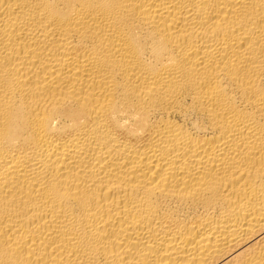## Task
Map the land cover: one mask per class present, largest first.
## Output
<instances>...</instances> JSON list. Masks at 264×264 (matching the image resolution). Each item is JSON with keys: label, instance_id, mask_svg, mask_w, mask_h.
<instances>
[{"label": "bare ground", "instance_id": "bare-ground-1", "mask_svg": "<svg viewBox=\"0 0 264 264\" xmlns=\"http://www.w3.org/2000/svg\"><path fill=\"white\" fill-rule=\"evenodd\" d=\"M0 264H264V0H0Z\"/></svg>", "mask_w": 264, "mask_h": 264}]
</instances>
